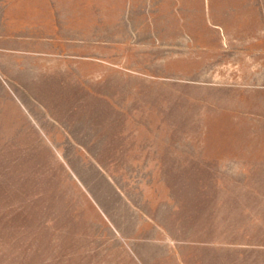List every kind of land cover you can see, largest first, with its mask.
<instances>
[{
    "label": "rangeland",
    "instance_id": "obj_1",
    "mask_svg": "<svg viewBox=\"0 0 264 264\" xmlns=\"http://www.w3.org/2000/svg\"><path fill=\"white\" fill-rule=\"evenodd\" d=\"M0 264H264V0H0Z\"/></svg>",
    "mask_w": 264,
    "mask_h": 264
}]
</instances>
